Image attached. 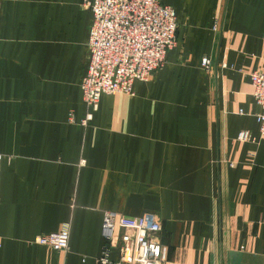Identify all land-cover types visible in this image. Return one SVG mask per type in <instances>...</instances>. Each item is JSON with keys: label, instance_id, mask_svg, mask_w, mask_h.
Returning a JSON list of instances; mask_svg holds the SVG:
<instances>
[{"label": "crops", "instance_id": "0c3cea01", "mask_svg": "<svg viewBox=\"0 0 264 264\" xmlns=\"http://www.w3.org/2000/svg\"><path fill=\"white\" fill-rule=\"evenodd\" d=\"M83 2L0 0V264H96L105 212L157 215L164 264H264V0H160L176 46L86 127ZM64 226L67 252L35 243Z\"/></svg>", "mask_w": 264, "mask_h": 264}, {"label": "built area", "instance_id": "2783aa9c", "mask_svg": "<svg viewBox=\"0 0 264 264\" xmlns=\"http://www.w3.org/2000/svg\"><path fill=\"white\" fill-rule=\"evenodd\" d=\"M83 5L92 12L88 38L90 65L81 83L87 108L81 125L86 127L98 111L103 95H133L136 81L148 82L164 66L167 52L176 46L178 24L174 10L160 0H84ZM210 64L207 58L202 61L206 69ZM251 81L254 99L261 107L256 117L260 136L264 138V73H252ZM70 121L74 122L72 114ZM237 140L256 141L247 131H241ZM4 158L0 154V171ZM117 228L123 233L119 244L114 246ZM161 231V221L155 214L129 217L105 212L103 248L96 264H164ZM35 243L56 252H67L70 228L64 226L58 232L38 236Z\"/></svg>", "mask_w": 264, "mask_h": 264}]
</instances>
